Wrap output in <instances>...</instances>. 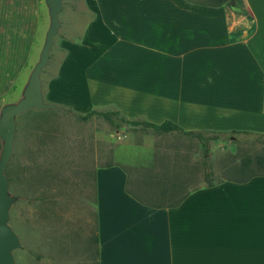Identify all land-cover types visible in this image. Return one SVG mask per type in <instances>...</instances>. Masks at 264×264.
Instances as JSON below:
<instances>
[{
    "label": "crops",
    "instance_id": "0c3cea01",
    "mask_svg": "<svg viewBox=\"0 0 264 264\" xmlns=\"http://www.w3.org/2000/svg\"><path fill=\"white\" fill-rule=\"evenodd\" d=\"M81 4L98 10L101 24L115 26L122 40L140 36L124 25L149 26L145 36L182 35V79L172 83L170 71L162 67L155 72L164 74L166 81L152 88L166 97L151 93L140 99L135 82L126 78L130 88L118 96L104 95L107 87L93 88V102L114 104L127 117L171 119L185 129L264 132V0ZM38 15V0H0V93L24 73ZM252 73L257 82L251 81ZM153 133L182 138L177 131ZM181 153L176 144L170 157L180 168ZM161 154L167 157L165 151ZM126 182L127 172L116 163L98 168L97 264H264V174L246 181L224 178L199 184L177 205L163 207L139 202L125 190Z\"/></svg>",
    "mask_w": 264,
    "mask_h": 264
},
{
    "label": "rangeland",
    "instance_id": "374dc122",
    "mask_svg": "<svg viewBox=\"0 0 264 264\" xmlns=\"http://www.w3.org/2000/svg\"><path fill=\"white\" fill-rule=\"evenodd\" d=\"M84 1L62 0L60 25L40 72L43 99L63 108L30 107L16 116L13 149L4 170L9 192L17 196L9 211V224L20 241L13 250V264H97L96 179L100 166L116 163L131 179L139 178L146 167L154 165V159L162 157L163 151L167 160L175 163L170 157L179 144V164L191 167L188 173L196 185L206 183L197 138L159 137L130 124L113 126L100 115L85 120L78 116L90 108H118L93 102V88L99 91L101 86L107 87L102 91L104 95L118 96L130 88L126 84V78H130L140 99L152 97L151 93L164 98L167 94L152 88L166 81L164 74L155 73L158 67L167 74L170 71L172 83L182 79V35L145 36L149 26L124 25L140 36L122 40L115 26L101 24L98 10L84 8ZM38 14L24 73L0 93V108L21 97L38 60L49 24L45 0H38ZM226 73L230 75L229 70ZM252 78L257 82L253 73ZM255 136L223 133L210 139L212 179L226 177L225 169L238 163L243 155L264 153V141ZM228 174L235 175L231 170Z\"/></svg>",
    "mask_w": 264,
    "mask_h": 264
},
{
    "label": "trees",
    "instance_id": "16d2710c",
    "mask_svg": "<svg viewBox=\"0 0 264 264\" xmlns=\"http://www.w3.org/2000/svg\"><path fill=\"white\" fill-rule=\"evenodd\" d=\"M195 3L207 5H220L222 3L234 4V0H190ZM100 115L113 126H123L130 124L135 128L143 130L163 133L177 131L182 135L193 136L197 138L201 152L203 155L204 165V180L206 184L211 185L216 181L224 178L235 181H246L254 175L264 174V153H256L254 156L249 154L243 155L238 163L229 164L225 169L226 177L222 179H212L213 171L209 164L208 157V143L212 138H217L223 133H242V134H255V138L264 141V132L251 131V130H238L232 129L224 130H204V129H185L180 124L165 119L161 122L149 121L146 119L127 117L118 109H98L90 108L84 113H78L81 119H88L92 115ZM1 148V146H0ZM154 165L150 168L146 167V171L142 173L139 178H130L127 172V182L125 190L134 196L139 202L155 206H174L189 192L190 189L197 187L196 182L192 180V176L188 173L191 170L188 164H183L180 168L173 162H169L167 157H157L154 159ZM157 162V163H156ZM156 168L155 169V166ZM233 171L234 176H230L228 171ZM192 180V181H191ZM179 189L182 192H179ZM167 197L169 200H164Z\"/></svg>",
    "mask_w": 264,
    "mask_h": 264
},
{
    "label": "water",
    "instance_id": "95a60500",
    "mask_svg": "<svg viewBox=\"0 0 264 264\" xmlns=\"http://www.w3.org/2000/svg\"><path fill=\"white\" fill-rule=\"evenodd\" d=\"M45 3L48 7L49 24L38 60L28 75L21 97L17 101L3 104L0 108V264H13V250L20 246L19 237L9 224L10 207L17 196L9 192V181L4 171L13 149L16 116L30 107L63 108L45 101L41 91L40 72L48 60L53 36L60 25L58 12L62 8V0H45Z\"/></svg>",
    "mask_w": 264,
    "mask_h": 264
}]
</instances>
